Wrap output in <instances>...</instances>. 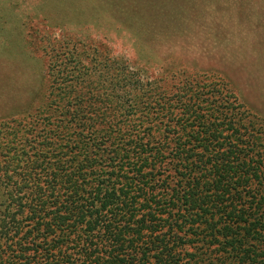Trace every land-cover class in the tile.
I'll return each instance as SVG.
<instances>
[{
	"label": "trees",
	"instance_id": "1",
	"mask_svg": "<svg viewBox=\"0 0 264 264\" xmlns=\"http://www.w3.org/2000/svg\"><path fill=\"white\" fill-rule=\"evenodd\" d=\"M173 2L159 16L185 36V49L195 51L193 37L205 35L216 50L232 38V46L264 52L237 32L207 33L241 8L236 23L264 34V0ZM209 10L217 18L206 31L197 20ZM53 61L57 85L33 112L36 122L22 124L20 135L13 117L3 123L21 159L0 169V264H264L259 116L224 84L174 71L167 88L161 79L142 84L138 72L95 53Z\"/></svg>",
	"mask_w": 264,
	"mask_h": 264
},
{
	"label": "rangeland",
	"instance_id": "2",
	"mask_svg": "<svg viewBox=\"0 0 264 264\" xmlns=\"http://www.w3.org/2000/svg\"><path fill=\"white\" fill-rule=\"evenodd\" d=\"M146 1L145 4L144 0H121V3L118 0H0V169L6 165L14 167L15 161L21 159L18 144H9L12 136L4 131L3 123L13 117L19 124L16 133L20 135L22 124L27 120L36 122L39 116L33 112L43 109L44 97L52 85H57L50 76V71L56 68L53 60L74 52L82 56L95 53L109 61L116 60L130 71L138 72L142 84L144 80L157 83L161 79L162 83L167 82L164 85L167 88L169 81L164 79L169 78L170 71L181 73L182 78H195L198 84H224L241 103L242 110L264 121V52L252 51L246 44L232 46V38L228 41L230 45L216 50L217 44H206L209 39L205 35L193 37L197 49L187 50L183 46L185 36L172 30L176 25L159 16L169 9L175 10L173 0ZM159 6L161 10L157 11ZM210 6L221 8L216 1ZM209 11L197 20L206 31L205 23L210 20L215 23L217 18ZM235 11L223 15L230 17L224 28L219 30L209 25L213 31L207 33L216 39L223 30L227 37L237 32L236 35L249 39L244 43L256 39L264 46V34L241 27L242 23L236 22L242 10ZM235 23L237 29L232 25ZM179 26L178 31L185 27ZM173 32L177 35L173 36ZM200 47L206 50L200 51ZM216 51L225 56L214 58ZM25 112H30L31 117L20 121ZM9 150L8 156H2ZM3 191L0 182V210L7 203Z\"/></svg>",
	"mask_w": 264,
	"mask_h": 264
}]
</instances>
